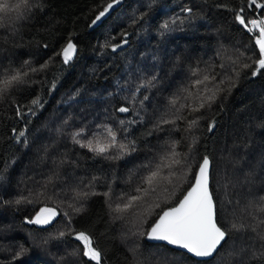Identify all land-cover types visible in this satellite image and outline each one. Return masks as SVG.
Segmentation results:
<instances>
[{
  "label": "trees",
  "instance_id": "obj_1",
  "mask_svg": "<svg viewBox=\"0 0 264 264\" xmlns=\"http://www.w3.org/2000/svg\"><path fill=\"white\" fill-rule=\"evenodd\" d=\"M4 2L21 7L0 12V80L22 66L48 67L0 93V170L15 160L0 182V264H96L76 239L85 230L99 242L100 264H234L231 253L241 240H230L213 260L198 261L147 242L143 233L187 194L205 155L215 158L220 201L233 202L226 205L228 222L264 219L246 207L264 196V69L251 75L261 58L258 32L239 26L229 10H238L241 0H122L98 25L92 21L112 0ZM248 11L247 19L264 15ZM166 22L172 30L161 35ZM69 39L78 51L63 64L56 54ZM122 39L126 48L105 46ZM246 63L253 67L243 68ZM154 75L156 87L135 92ZM197 79L204 82L194 86ZM144 95L149 101L141 107ZM37 97L44 107L30 118V147L24 148L12 139V129L25 126L16 108L27 111ZM161 118L174 123L156 128ZM192 119L198 122L190 128ZM109 128L117 144L134 141L136 151L98 155L81 146L111 143ZM81 130L77 143L73 135ZM249 173L251 182L244 183ZM132 195L141 199L124 210ZM43 207L57 209L52 224L28 223ZM73 251L79 255L65 259Z\"/></svg>",
  "mask_w": 264,
  "mask_h": 264
},
{
  "label": "snow or ice",
  "instance_id": "obj_2",
  "mask_svg": "<svg viewBox=\"0 0 264 264\" xmlns=\"http://www.w3.org/2000/svg\"><path fill=\"white\" fill-rule=\"evenodd\" d=\"M122 0H112V3L107 4L103 11L92 21V25H98L103 23L106 14L109 10H114V5H119ZM23 3L27 5V0H23ZM226 5H217L221 7ZM21 5H9L7 2L0 3V12L8 13L13 10H18ZM259 8L262 13H264V3H257V0H241V7L237 9H229L235 13V20L238 22L239 26L247 30V32H258L256 36L255 43L259 46V54L261 58L255 62L256 67L251 72L252 76H256L264 69V15L258 18L247 19L249 15L248 10H252V14L255 15V9ZM184 12L188 13L189 17H192V9L185 8ZM133 23H136L133 20ZM175 24L176 21L171 22ZM165 32L171 31L169 23L166 22L162 25ZM128 35L127 31L121 33V37H126ZM127 39H122L120 43H115L112 45H105L106 47H112L113 51L120 49L123 44H127ZM47 48V45H44ZM77 46L72 43L71 39L67 42L65 46L62 47L61 52L56 55H62V63L68 64L73 55L77 53ZM28 65V61L24 62ZM48 67L47 62L40 65L39 68H29L28 70H23V66L20 69H11L10 74L6 75L2 80H0V93H4L11 89L13 86L26 83L25 78L29 76L30 73H36L43 71ZM223 67V66H222ZM253 66L251 64H244L243 68L249 69ZM239 75V73H237ZM214 78V77H213ZM209 77L205 76L204 81L208 80ZM204 81L197 79L194 86L201 85ZM158 82L157 76H152L150 79H146L141 85L137 86L135 89L136 93L141 92L142 89L150 90L156 87ZM235 86V85H233ZM56 87V82H52V88ZM133 99H135V93L133 94ZM215 99V94L208 97L209 106L211 102ZM149 101V96L144 95L143 99L139 101L141 107L144 103ZM34 107L27 108V111L22 112L21 107L16 108V115L24 122V128L17 131L16 128L12 129L13 136L12 139L16 141L17 144H23L24 148L30 147V141L28 137V123L30 118L37 114V111L44 107L40 98L37 97L31 101ZM205 107L203 103L200 104V108ZM120 112L129 111L126 107H121L118 109ZM193 113L198 112L199 109L193 108L191 110ZM197 119H192L189 123V127H193L197 124ZM123 123V122H121ZM174 121H169L167 119L161 118V120L155 125L159 128L161 124H171ZM215 126V121L208 126V131L211 132ZM84 130L77 132L73 135V139L76 140L77 136L83 135ZM108 135L111 143L105 146L93 147L91 141L86 145H81L82 147H88L92 152L98 155H105L109 152L111 148H119L121 150V156L131 155L136 151L135 142H129L128 144H117V133L108 129ZM118 158V157H110ZM212 160L209 159L207 155L202 157V162L198 163V171L195 174V183L192 185L187 194L179 201L176 207H170L167 211L163 212L159 218L150 226V230L143 233L149 241H160L166 242L169 245L177 246L182 249H186L188 252L194 254L197 257H215L222 252L228 245L230 240H241L243 244L239 249H233L231 255L234 258V264H264V219H260L255 222V224L248 222L245 219H239L237 222L229 223L226 218V205H232V201L222 202L219 198V193L216 191V168ZM15 160L11 162L14 164ZM11 164L6 163L3 170H0V182L6 179L4 173L11 167ZM157 175L156 171L150 173L148 177V183L150 184L152 178ZM251 182V173L245 175L244 183ZM137 192H147V189L137 188ZM87 195V194H85ZM141 199L138 195H132L130 197V202L124 204V210L130 209L132 204ZM21 201L17 200L16 203L19 204ZM238 203V202H237ZM246 207H256L259 212L264 213V196L259 197V200L253 203L248 202ZM120 207L117 206V211H120ZM75 213L82 211V208H74ZM58 215L55 208H41L36 216L28 220V223H35L39 225H50L52 224L55 217ZM65 216L68 214L65 213ZM251 216V213L248 214ZM70 222V218H69ZM86 231H80L75 233L76 239L82 242L83 256L87 257L89 261H95L96 264L101 262V251H98L100 247L99 242H94V234H86ZM64 232L59 233V237H63ZM47 243V241H45ZM18 253L17 255H19ZM79 253L73 251L68 254L65 259L71 260L73 257L78 256Z\"/></svg>",
  "mask_w": 264,
  "mask_h": 264
},
{
  "label": "water",
  "instance_id": "obj_3",
  "mask_svg": "<svg viewBox=\"0 0 264 264\" xmlns=\"http://www.w3.org/2000/svg\"><path fill=\"white\" fill-rule=\"evenodd\" d=\"M128 44V43H127ZM127 44H123V48H126L127 47ZM75 56V54L73 55V57ZM190 190V189H189ZM188 190V191H189ZM176 207V206H175ZM56 210V212L58 213V211H57V209H55ZM161 215H163V213L161 214ZM55 220V219H54ZM53 220V221H54ZM35 225H37V226H39V227H43V226H45V225H39V224H35ZM51 225V224H50ZM49 226V225H48ZM146 241L147 242H150V243H153V244H166V246H168V247H170V248H172V249H176V250H179V252H182V253H185V254H189L190 256H193V258L194 259H196V260H198V261H201V260H206V261H210V260H213L214 259V257H197V256H195L194 254H192V253H190V252H188L186 249H182V248H179V247H177V246H173V245H169V244H167L166 242H160V241H149V240H147L146 239Z\"/></svg>",
  "mask_w": 264,
  "mask_h": 264
}]
</instances>
